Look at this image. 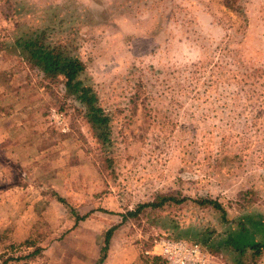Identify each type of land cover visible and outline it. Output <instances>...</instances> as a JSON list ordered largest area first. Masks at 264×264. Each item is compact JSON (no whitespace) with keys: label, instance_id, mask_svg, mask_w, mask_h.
<instances>
[{"label":"rangeland","instance_id":"obj_1","mask_svg":"<svg viewBox=\"0 0 264 264\" xmlns=\"http://www.w3.org/2000/svg\"><path fill=\"white\" fill-rule=\"evenodd\" d=\"M225 1L0 0V108L10 113L24 106L22 128L34 122L36 110L45 133L23 168L35 179L30 197L2 192L24 181L19 163L0 155V255L20 258L9 264H95L104 231L120 224L126 208L157 195L209 197L221 203L227 220L264 216V0H231L241 16ZM83 7L93 9L95 23L76 17ZM67 14L73 17L66 20ZM48 26L87 63L101 106L113 117V146L103 147L71 101L64 103L54 86L44 88L12 47L16 38ZM192 65L205 69L199 85L186 73ZM213 80L218 88L197 95ZM237 80L251 97L221 98V85L230 82L231 92ZM52 108L66 114L68 133L50 122ZM53 192L86 218L76 223ZM162 215L191 227L199 216L215 223L213 211L189 202ZM116 231L143 264L153 241L167 236L145 218ZM33 242L44 251L25 260Z\"/></svg>","mask_w":264,"mask_h":264},{"label":"trees","instance_id":"obj_2","mask_svg":"<svg viewBox=\"0 0 264 264\" xmlns=\"http://www.w3.org/2000/svg\"><path fill=\"white\" fill-rule=\"evenodd\" d=\"M231 0H226L225 7L237 16L243 12L239 7L230 5ZM62 5L61 8H65ZM76 17H79L86 24L95 23L93 9L81 8ZM73 15H66V20L71 19ZM56 28L48 26L31 33H27L16 38L12 47L19 50L18 58L34 76L44 83V88L50 89L54 86L61 93L64 103L71 101L74 111L89 125L94 134V138L102 144L103 147H109L116 144L113 140L114 132L112 126V114L101 106V100L98 92L94 89L91 79L87 73V63L78 55L72 53L66 41L56 40L53 35ZM205 69L197 65H192V70L186 71L190 76L189 80L195 85H199L201 77L204 76ZM227 75V74H224ZM238 75H234L237 79ZM205 78V77H203ZM212 78V73L209 76ZM235 90L229 92L227 88L231 87L228 82L221 85V98H236L241 95L251 97L252 91H244L239 88L241 80H237ZM181 88V86H179ZM196 87V86H195ZM218 88L215 81L207 84L203 83L201 90L198 89L197 95H208L211 90ZM182 89V88H181ZM240 90V91H239ZM244 91V92H242ZM196 92V91H195ZM216 94V93H213ZM65 111L64 108H61ZM67 113V112H66ZM112 158L106 156L104 162H110ZM248 191L246 195H249ZM54 199L63 207L70 208L68 202L54 193ZM191 203L198 209H210L215 216V223H203V217L199 216V224L190 226L182 219L176 216H163L162 212L170 207H180ZM70 214L74 216L76 223L82 221L87 215L79 216L70 208ZM227 213L221 203L212 200L209 197H199L196 199L179 195H157L152 200L137 202L132 208H126L122 215L120 224L107 228L102 237L98 251V257L95 264H105L109 260V251L111 239L118 227L128 220H138L145 218L150 228L158 232L163 231V236L172 240L184 239L190 242L199 243L203 250L208 252L215 260L216 264H264V216L261 214L250 213L242 214L234 220H227ZM198 217V216H197ZM196 217V218H197ZM167 220L162 223V220ZM165 227L157 226V222ZM168 223L169 227L166 226ZM162 226V225H161ZM32 248L23 258L29 260L41 255L44 248L37 242L28 245ZM20 258L11 256L4 257L0 255V264H9L17 262ZM159 258H145L144 264H157Z\"/></svg>","mask_w":264,"mask_h":264},{"label":"crops","instance_id":"obj_3","mask_svg":"<svg viewBox=\"0 0 264 264\" xmlns=\"http://www.w3.org/2000/svg\"><path fill=\"white\" fill-rule=\"evenodd\" d=\"M40 96L42 97V94ZM1 102L2 100L0 101V103ZM28 105H31V103H28L27 106ZM23 107L24 106H21L20 108L16 107L10 113L5 112L3 110L4 107L0 108V155L1 153H4V158L6 159L2 162L19 163V169L20 171H22L23 175L21 180L24 181L22 182V185H20V187L17 185H10L9 188L2 189V192L7 194L15 190L17 192L18 190H20V193L22 195L26 193L25 195L27 197H30V194L33 195L32 189H34L35 179L32 178L31 171L25 172L23 168L27 167L30 162L33 161L29 159L30 153L36 146L40 145V141L43 140L45 133L44 128H42L43 120L39 124H37L35 121L37 120L36 110L34 111V122H31L29 126H23V128L20 126L22 124L21 117L23 113L21 112V109H24ZM29 108L30 107H26V109ZM12 120L16 122V125H13L12 127H6V123ZM32 125L34 126L32 127ZM24 134H26V137ZM33 135H36L35 138H32ZM37 151L43 152L44 148H38ZM42 160L43 156L40 155V157L36 158V160L34 161L41 162ZM8 166L9 165L6 164V167ZM4 173L8 175L9 172ZM29 228L31 227L29 226L27 229ZM109 255L110 258L105 264H143L138 250H136L135 247L133 248L132 246H127L125 244V241H123L122 239L120 240L116 237L115 233L111 239ZM147 258L151 259L154 257L149 256Z\"/></svg>","mask_w":264,"mask_h":264},{"label":"built area","instance_id":"obj_4","mask_svg":"<svg viewBox=\"0 0 264 264\" xmlns=\"http://www.w3.org/2000/svg\"><path fill=\"white\" fill-rule=\"evenodd\" d=\"M66 114L57 109L49 110V120L62 132L70 131ZM150 257H160L166 264H216L214 258L200 244L187 240H172L158 237L151 248L145 251Z\"/></svg>","mask_w":264,"mask_h":264}]
</instances>
